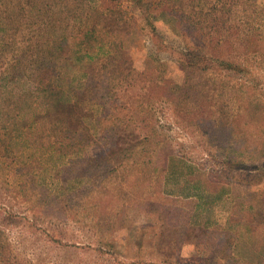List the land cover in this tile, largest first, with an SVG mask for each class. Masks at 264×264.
<instances>
[{"label":"rangeland","instance_id":"obj_1","mask_svg":"<svg viewBox=\"0 0 264 264\" xmlns=\"http://www.w3.org/2000/svg\"><path fill=\"white\" fill-rule=\"evenodd\" d=\"M183 1L0 0V264H264V0Z\"/></svg>","mask_w":264,"mask_h":264},{"label":"trees","instance_id":"obj_2","mask_svg":"<svg viewBox=\"0 0 264 264\" xmlns=\"http://www.w3.org/2000/svg\"><path fill=\"white\" fill-rule=\"evenodd\" d=\"M125 1H129V2L137 5L140 8L148 7L147 11H145V13H141V16L143 17V22L145 23V26L149 29L151 35H153L155 37L157 36L156 17L159 14L160 15L162 14L161 16L171 18L172 21L177 22L178 25L177 26L175 25V28L179 31L180 36L185 35L186 31H185L184 27L182 26V23L178 22L184 18L183 13L186 12L185 2L183 0L177 1L180 5L178 8V10H179L178 12H177V9L175 7H173L172 9H169L166 5L164 6L162 4L157 5V7H152V6L148 5L147 3H144L143 0H98V9L99 10H96V13H97V11H99L100 14H104V15H106V13H113L114 11H117L118 6L120 4H122V2H125ZM4 8L8 9L7 6H4ZM194 8L192 9V13H195V15L199 16L200 15L199 12L196 11ZM5 9H2V11H5ZM157 10H159V11L157 12ZM6 13L9 14V16H8V18H9L11 16V14L8 11H6ZM201 15H203V14H201ZM116 18L123 21V18L119 15ZM89 22H90L89 19H85V20L83 19L82 23L80 24L81 27H84L86 29L84 34L81 36L82 38L80 40L91 38L93 36L92 32L96 31L95 25H92V23L89 24ZM51 24H53V23H51ZM197 25L192 30H194V32H196L197 34H200V33L202 34L204 31V28L197 26ZM216 28L217 27H215V26L209 28L208 33L216 31ZM157 39H159V38H157ZM80 42L82 43V41H80ZM156 43L159 46V47H157L159 50L165 51L167 49V47H164L161 38ZM210 44L213 46L212 50H214L217 48L215 46V44L218 46L219 43L217 41V43L214 42V43H210ZM202 48H204V47L201 43H193V44L188 43L187 47L185 49H183L182 51H179V54L181 55V57L179 58V62H180V66L184 72H189V71L190 72H192V71L204 72L207 69H209L208 61H212L213 58L209 57L208 52L207 51L205 52ZM216 60L219 61V59H216ZM224 66H226V65H224ZM51 69H52L51 67L46 68L44 70L45 74L49 73L51 71ZM41 78H39V81H41V83L46 85V83L44 81L47 79H45L43 77H41ZM59 95H60V93H59ZM71 102L72 101H70V100L67 101V104H65V102H61L62 107L64 106V109L68 113V117H71V115H72V107H73L72 103L73 102L72 103ZM67 108H68V110H67ZM180 161H182V163H183L182 159H180ZM229 166H230V164H229ZM232 166H234V164ZM193 187L197 191H199L200 187L198 184H194ZM198 194L199 193H196L195 196H198Z\"/></svg>","mask_w":264,"mask_h":264}]
</instances>
